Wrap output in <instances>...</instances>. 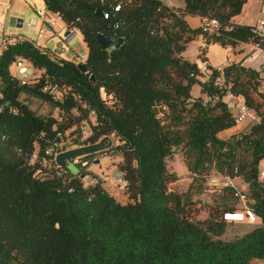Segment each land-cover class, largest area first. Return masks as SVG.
Listing matches in <instances>:
<instances>
[{
  "label": "trees",
  "instance_id": "trees-1",
  "mask_svg": "<svg viewBox=\"0 0 264 264\" xmlns=\"http://www.w3.org/2000/svg\"><path fill=\"white\" fill-rule=\"evenodd\" d=\"M247 1L183 0L179 7L162 0H44L66 30L81 33L84 62L95 81L75 61L53 58L31 40H19L4 52L0 264H264V182L259 178L264 79L242 58L222 68L206 65L211 72L202 79L197 63L184 55L198 37L204 47L258 43L251 25L232 20ZM187 14L216 19L218 25L193 27ZM97 33L122 42L103 49ZM18 57L40 75L33 80L12 75L9 66ZM194 84L206 98L192 96ZM227 94L240 96L253 117L220 138V131L238 125L224 100ZM32 98L52 110L32 108ZM86 126L90 132L82 139ZM105 135L115 137L109 149L120 157L116 165L126 202L109 193L99 176L91 173L93 182L84 181L91 154L74 162L80 166L77 174L55 162L54 153ZM177 148L190 175L182 192L168 188L178 179L167 164ZM213 173L231 182L240 178L247 191L233 182L222 186L216 212L194 218L192 193L203 192ZM241 196L260 223L242 235L221 238L227 227L221 214L236 210Z\"/></svg>",
  "mask_w": 264,
  "mask_h": 264
},
{
  "label": "rangeland",
  "instance_id": "rangeland-1",
  "mask_svg": "<svg viewBox=\"0 0 264 264\" xmlns=\"http://www.w3.org/2000/svg\"><path fill=\"white\" fill-rule=\"evenodd\" d=\"M162 1L173 6L183 5V0ZM260 2L261 0H248L244 3L241 12L235 16L236 18L234 21H240L248 24L249 21H252L255 15L256 6L260 4ZM0 4L9 5V9L0 13V20L5 23V30L7 32L17 33L27 37L48 51L50 56L53 58L73 60L75 62L84 61L87 55V47L82 39L81 33L77 31L71 38L66 39L64 36L66 29L62 19L54 14L48 13L44 0H0ZM44 15L48 21H52L54 23V29L40 34L43 29L40 24L39 17ZM18 18L22 19L21 27L17 26ZM187 20L190 21V17H187ZM199 46L200 44L197 40H192L184 52L185 56L188 59L195 60L198 57L200 50ZM39 75V70L34 69V67L29 63L25 64L24 72L16 74V76L20 79L27 76L31 80L37 78ZM204 76H207V74H204L203 77ZM191 94L192 96H202L206 98V95L201 93L200 86L197 84L192 86ZM226 100L233 114L237 115L238 109L235 108L233 100L231 98H226ZM29 102L32 108L39 110L42 113H47L52 110L50 105H43L39 100L32 98ZM53 113L56 115L55 110ZM89 132V128L86 126L85 131L82 133V139L85 138ZM229 134V129H226L220 131L218 133V137L227 138ZM111 137L113 139V144H115V137L113 135H111ZM68 143L70 142L68 141L66 144L69 145ZM111 155L112 153L110 152V149L92 154V160H89L87 165H85V170H88L89 172L84 176V181L87 182L91 173L95 174L103 180V186L109 193H111L118 201L126 202L128 199L123 190L125 182L122 178H118L119 172L117 171L116 165L120 160V157ZM95 158H99L98 163H93ZM167 164L169 170L175 172L178 176V179L175 182L169 184V190L176 192L186 190L190 182V175L185 163L183 162L179 148L175 149L172 158L168 159ZM260 166L264 167V159L261 160ZM66 168L72 174H77L80 170V166L74 163V161H67ZM232 181L239 191H246V183L236 179ZM203 186V192L192 193L189 207L191 216L197 219H207L216 212L217 207H215V200L220 193V188L225 185L222 181H220L219 175L213 173ZM244 204H246V199L244 197H240L237 209L239 210L243 208ZM254 225L256 224H248L245 222H227L225 232L220 237L229 239L236 235H242L254 227ZM254 264H260V261H256Z\"/></svg>",
  "mask_w": 264,
  "mask_h": 264
},
{
  "label": "built area",
  "instance_id": "built-area-1",
  "mask_svg": "<svg viewBox=\"0 0 264 264\" xmlns=\"http://www.w3.org/2000/svg\"><path fill=\"white\" fill-rule=\"evenodd\" d=\"M119 8V5L115 7V10ZM6 9H9V5L0 4V13L5 12ZM49 13V11H48ZM55 16L60 17L58 13H55ZM104 17H107V14H104ZM40 24L42 25L43 31L40 33H44L45 31H51L54 29V23L52 21H48L46 16H40ZM218 25V21L216 19L206 20L205 26L209 30H213ZM78 30H74V35ZM250 31L257 37L258 43L253 45V50L244 56L242 59V64L247 67H252L256 69L259 72V75L261 78L264 79V1L261 3L259 10H258V18L255 21L254 24L251 25ZM19 40H30L27 37L17 34V33H10L5 30V23L0 20V63L1 58L6 50H8L10 47L14 46ZM32 41V40H31ZM34 44L40 48L38 44L34 42ZM258 50V52H257ZM29 63L27 60L23 58H15L10 63V72L12 75L16 76L19 72L25 71V64ZM30 64V63H29ZM200 70L204 74H209L211 72V69L207 67L206 65H203L199 67ZM17 77V76H16ZM18 78V77H17ZM20 79V78H19ZM28 79L26 76L25 78H22L21 80ZM219 81H221V78H219ZM102 90V89H101ZM3 91L1 89V77H0V111L3 108ZM232 100L234 103L235 108L238 109V114L234 115L235 123L241 124L245 120H247L250 117H253V113L245 106L243 99L239 98L240 96H234L232 95ZM51 152V150H48ZM57 153H54V158ZM33 161V159H32ZM78 159L75 158L74 162H77ZM87 161H83L82 164L85 165ZM118 178H122L120 173H118ZM259 178L261 181L264 182V168H260L259 170ZM88 183H92L93 179L89 178L87 180ZM222 182L224 185H232L231 180L228 177H224L222 179ZM221 219L225 222H245L248 224H258L260 222L259 217L254 213V211L248 207L246 204H244L243 208L237 209L234 211H225L221 214Z\"/></svg>",
  "mask_w": 264,
  "mask_h": 264
},
{
  "label": "crops",
  "instance_id": "crops-1",
  "mask_svg": "<svg viewBox=\"0 0 264 264\" xmlns=\"http://www.w3.org/2000/svg\"><path fill=\"white\" fill-rule=\"evenodd\" d=\"M264 0H261L260 4H258L256 6V9H255V15L252 19V21H249L248 24L244 23V22H240V21H234V19L236 18L235 16L233 17V22L234 23H237V24H243V25H251L253 24L257 17H258V10H259V7L261 5V3L263 2ZM167 4V3H166ZM169 5V4H168ZM170 6H173V5H170ZM183 5L179 6V7H182ZM49 13L51 14H54V12H51L49 11ZM238 15V14H237ZM187 17H190V21L187 20ZM61 18V17H60ZM186 20L188 21V23L193 26V27H197V26H200L201 24H205L206 23V19L205 18H202V17H199V16H196V15H190V14H187L185 16ZM64 23V22H63ZM65 26V24H64ZM66 29V27H65ZM71 32H73L71 30ZM76 34V33H75ZM73 35L70 34V38L72 37ZM194 40H197L200 44L199 46V53H198V57L195 59V60H192L194 62L197 63V65L199 67H201L202 65H207V66H212V67H217V68H222L224 65H226L229 61L231 60H239V59H243L245 55L249 54L254 48H253V45L249 44V43H242L240 44L236 49H231L230 47H227V48H224L218 44H209L207 46L204 47V42H203V39L201 37H198ZM242 50L241 52H239L238 50ZM203 50V52H202ZM185 52V51H184ZM202 52V54H200ZM185 55V54H184ZM86 58V57H85ZM85 60V59H84ZM191 60V59H190ZM206 76L202 77V79H205ZM264 89V87H263ZM204 95V94H203ZM232 94H227L225 97H224V100L227 102L226 98H231L232 99ZM241 99V97H239ZM43 105H45L44 103H42ZM244 123V122H243ZM243 123L241 124H238V125H235L231 128H228L229 129V133L232 134L236 131H238L239 129H241L243 127ZM227 129V130H228ZM226 130V129H225ZM229 134V135H230ZM228 137V136H227ZM261 163V162H260ZM260 168H264V167H261ZM223 178H220V181H222ZM234 180V179H233ZM236 180H240L242 181L240 178H236ZM233 182V181H232ZM234 184V183H233ZM246 187H247V184H246ZM239 190V189H238ZM246 191H247V188H246ZM245 191V192H246ZM241 197H244V196H241ZM260 223V222H259Z\"/></svg>",
  "mask_w": 264,
  "mask_h": 264
},
{
  "label": "water",
  "instance_id": "water-1",
  "mask_svg": "<svg viewBox=\"0 0 264 264\" xmlns=\"http://www.w3.org/2000/svg\"><path fill=\"white\" fill-rule=\"evenodd\" d=\"M96 13L102 16V13L100 11H97ZM17 26L18 27L22 26V19L20 18L17 19ZM73 33L74 31L71 32L70 30H66L64 32V36L66 39H69L70 34H73ZM96 40L103 49L117 48L122 42V39L120 38H117V39L111 38L109 36L103 35L102 33H97ZM76 66L81 72L85 73L86 76L91 81H95L94 75H92V73L88 70L84 61L76 62ZM112 145H113L112 137L109 135H105L101 137L97 142L73 146V147L61 150L55 155V162L57 166L64 167L66 166L67 161H74L75 158L83 157L89 154L92 155L94 153L104 151L106 149L111 148ZM98 162H99V158H95L93 160V163H98ZM56 226H58V224Z\"/></svg>",
  "mask_w": 264,
  "mask_h": 264
}]
</instances>
